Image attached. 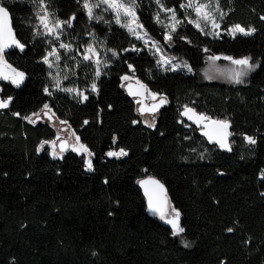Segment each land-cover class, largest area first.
I'll return each instance as SVG.
<instances>
[{"label": "trees", "instance_id": "16d2710c", "mask_svg": "<svg viewBox=\"0 0 264 264\" xmlns=\"http://www.w3.org/2000/svg\"><path fill=\"white\" fill-rule=\"evenodd\" d=\"M0 1L24 45L6 58L28 75L21 89L1 83L2 98L11 101L0 109V264H264V0H225L222 29L241 24L255 32L219 37L185 21V0H160L183 18L172 33L173 52L193 73L161 69L125 28L96 24L117 55L98 77L90 64L76 67V85H96L82 97L50 84L44 57L51 44L36 32L37 0ZM45 1L68 19L84 0ZM136 5L144 27L166 42L156 0ZM214 53L250 57L259 66L241 83L207 81L202 68ZM130 73L168 98L153 127L123 88ZM45 105L89 147L91 170L84 154L54 157L41 147L56 129L26 117ZM185 107L229 121L232 150L210 141L201 124L182 115ZM120 149L127 155H108ZM147 172L166 185L187 246L148 211L138 184Z\"/></svg>", "mask_w": 264, "mask_h": 264}, {"label": "rangeland", "instance_id": "374dc122", "mask_svg": "<svg viewBox=\"0 0 264 264\" xmlns=\"http://www.w3.org/2000/svg\"><path fill=\"white\" fill-rule=\"evenodd\" d=\"M89 2L93 5L98 4V3L100 4L99 7L93 8L94 18L89 19L87 10L83 7V3H84L83 1L81 6L79 7V10H78L79 13L77 15L76 21L74 22L73 27L71 28L65 25V27L62 30L57 29L56 35L59 36V39H57L55 35L46 34V30L40 24L38 14H41V15L44 14V7H46L47 12L50 14L51 20L58 19L60 21H69L71 19L70 18L68 19L59 18L53 11L50 10L45 0H43V6L41 5V0L36 1L37 8H38L37 14H36V32L40 35H44L45 37H47V39L49 40L51 44V48L48 50L45 56V57H48V61H49V63H46V64L49 67L50 84L54 90L74 89L75 91H71V92L67 91V92L77 97H82L85 94H88L89 91H95L96 88L95 90H93L92 88V85L95 84V82H91L87 86L88 89L81 88L79 85H76V78L74 77L76 73V67L79 64H83V63L85 65L90 64L94 68L95 73H97V71L99 70L100 75H101L105 71V68L110 64L111 58L117 55L113 49L107 48L105 46V44L103 43L101 39V36L95 30V25L98 24L100 25V27L107 28V29H113L117 26H120V27L125 28L129 32L128 28L122 25L131 23V17H125L123 13H121V23L117 24L115 22V12L109 9L107 4L101 3L100 0H89ZM123 2H125L127 5L132 6L134 8V11L136 13V23H132L131 26L134 29H136L140 33V35L144 37V39H137L136 36L132 32H129V33L133 37H135L137 40H139L146 48L151 50V52L155 55L160 68L163 70H167V69H173L174 66H178V67H175L176 70L179 69V70H183L188 73H193L194 70L191 64L173 52L172 40L167 38L169 36L172 37L173 30L171 28V25L174 23V21L171 20V12L165 11V9L175 10L177 19L182 22L183 18L179 17V11H176V9L173 7L165 6L160 0L159 2H157L156 0L157 7H158L157 15L159 16V22L165 27L167 31L166 42H161L157 40L156 38H154L149 33V31L144 27L143 23L140 21V18L137 12L136 0H123ZM199 2L208 3L209 0H199ZM187 3H188V0H185L181 4V6L186 5ZM211 3L213 6V9H215L217 0H211ZM218 8L220 11L214 12V15L216 17V23L219 24V28H213L211 23H207V26H205V22L201 21V27L203 28V32L211 36H216V37L221 36L222 33L224 32L233 36V34L231 33V29L233 28V26L237 24L230 26L226 30L222 29V20L227 11V9L225 8V0H218ZM181 12H183L184 19L187 22L189 20L196 19L195 12L192 8L181 7ZM220 12L223 13L222 18H221ZM80 22H81V25H79ZM71 23H72V20H71ZM137 24L142 25V28H137ZM179 25L180 24L176 26L175 30L177 29ZM243 27L246 30L255 29L253 27H250V28H247L245 26ZM145 33H146V36H145ZM236 34H241V33H236ZM145 40H147V43H145ZM61 43L69 45L70 47L60 48L59 45ZM153 44H155V47L153 46ZM89 46H91L95 51L89 52L88 51ZM53 49L56 50L57 54L59 55V59H57L56 56L49 55V53ZM157 49H159V51ZM113 53H115V55ZM87 54H90L91 59L89 60L84 59V56ZM210 56L220 57V59L210 60L209 59ZM224 57H233L234 59L244 58L243 56H236V55L228 54V53L208 54L206 57V63L204 64L202 68V74L205 80L207 81L221 80V81H226V82H234V80H232L231 77L236 72L244 71L246 74L241 77L242 82H244L248 79L251 73L259 66L258 62L250 61L251 64L253 65L251 69L242 68L240 65L233 64L230 60L224 59ZM97 60L100 61L99 64L96 63ZM164 60H170L171 64H165L163 62ZM49 64H51V67L49 66ZM185 65H187V67H185ZM189 69L191 70L189 71ZM96 77L98 76L96 75ZM125 77H127V79H125ZM130 79H138V77L132 73L126 74L123 77V84H126ZM151 93L156 94L155 99L161 96L160 93H157L155 91H151ZM150 99H153L152 95ZM0 100H5L2 98V95H1V83H0ZM136 101L138 104L139 102L137 99ZM34 114H38V115H34ZM49 115L54 116L53 122H51ZM188 115L192 116L193 117L192 119L196 121L197 116L201 114L194 111V113H189ZM139 116L148 124H153L156 118L155 114H149V113L140 114ZM26 119L30 121H34V122L38 120H43V121L51 122L53 124V126L56 129V135L52 139L42 142L43 144L42 148L47 149L52 155H53V152H55L56 155L55 156L53 155L54 157H62L65 153L64 151L61 152V149L59 147V144L62 140L68 141L70 150H72L73 147H79L80 144H83L84 146L87 147L89 152H91L89 147L80 139L76 130L73 129L65 120L59 119L54 114L53 110L49 106L47 108H45L44 106L40 111L34 112L30 114L29 116H27ZM211 120H218V119H211ZM200 124L202 125L204 132L205 131L213 132L214 126L210 123V121H204ZM77 137H79V141H77L76 139ZM120 150L116 152H119ZM75 152L79 154H84L86 165H87L88 160H91L92 162L93 154L89 156L87 153H84L81 151H75ZM172 209L168 215L170 218L175 215ZM178 236L180 237L182 243H184L185 245H188V242L183 238L182 233H180Z\"/></svg>", "mask_w": 264, "mask_h": 264}, {"label": "snow or ice", "instance_id": "6c2138e0", "mask_svg": "<svg viewBox=\"0 0 264 264\" xmlns=\"http://www.w3.org/2000/svg\"><path fill=\"white\" fill-rule=\"evenodd\" d=\"M100 2L103 4H107L108 8L115 12V22L117 24L121 23V13H123V15L125 17H131V23L124 24L122 26L127 27L129 32H132L136 36L137 39H144V37L141 36L140 33L131 26L132 23H136V13H135L134 8L132 6L127 5L125 2H123V0H100ZM157 2H159V0H157ZM41 5L43 6V0H41ZM99 6H100L99 3L93 5L89 2V0H84L83 7L87 10V14H88L89 19L94 18L93 8L99 7ZM181 7L192 8L194 10L196 19L189 20L188 22L193 23L194 26L199 28L201 31H203V28L201 27V21L205 22V26H207V23H211L213 28H219V24L216 23V17L214 15V12L220 11L218 8V0H217V4H216L215 9H213L211 0H209L208 3H201V2H199V0H188V3L186 5H182ZM165 11L171 12V20L174 21V23L171 25V28L173 31H175L176 26L178 24H180L181 21L177 19L175 10L165 9ZM220 15L222 18L223 13L220 12ZM38 18H39L40 24L46 30V34L55 35L57 39H59V36L56 35L57 29L62 30L65 27V25H67L68 27L72 26L71 20H69V21H60L58 19L51 20L50 14L47 12L46 7H44V14H42V15L38 14ZM72 19H74V17ZM261 19H264V17H261ZM137 28H142V25L137 24ZM254 31H255V29L246 30L243 26H241L239 24L233 26V28L231 29V33L233 35H235L236 33H241L244 35H251V33ZM145 36H146V33H145ZM167 38L171 39L170 36ZM145 43H147V40H145ZM13 44L15 46L21 48V50L23 49V45L20 44L19 41L15 40L14 34L12 33V29L10 27V17H9L8 9L6 7L0 5V64L5 65L6 67H11V66L7 65L6 61H4V59H3L4 50H5V48L12 46ZM59 46H60V48L70 47L69 45H66L63 43H61ZM153 46L155 47V44H153ZM157 50L159 51V49H157ZM88 51L94 52L95 50L91 46H89ZM113 54L115 55V53H113ZM49 55L50 56H56V58L59 59V55L57 54L55 49H53L49 53ZM84 59L89 60V59H91V57L88 55H85ZM209 59L210 60H217V59H220V57L210 56ZM224 59L230 60L233 64L240 65L242 68L251 69L253 67V65L250 62L251 61L250 57H244L241 59H234L233 57H224ZM44 62L49 63L48 57L44 58ZM163 62L165 64H171L170 60H164ZM96 63L99 64L100 61L97 60ZM49 66L51 67V64H49ZM129 67H131V66H129ZM175 67H178V66H174L172 70H175ZM185 67H187V65H185ZM190 70L191 69H189V71ZM12 72L14 73V78L11 79V82L13 84H15L16 86H19L20 83H22V81L24 79V73L23 72H16L15 69H12ZM245 74L246 73L244 71L236 72L231 77V79L234 80V82H236V83H241L242 82L241 77ZM0 75H2L4 79L10 78L8 75L3 74V73H0ZM96 75L97 76L100 75L99 70L97 71ZM125 79H127V77H125ZM92 88H93V90H95V88H96L95 84L92 85ZM63 90L69 91V92L75 91L74 89H63ZM151 95H152L153 99H155L156 94L151 93ZM84 99H87V97L85 96ZM10 101H11L10 97L8 98V100H0V109L7 108ZM165 103H167L166 98H161L159 104L163 105ZM158 106L159 105L153 106V108L150 111H155ZM47 107L48 106L45 105V108H47ZM143 111H144V109H141V114H143ZM189 113H194V109L185 107V111L182 113V115H186V116H188L189 119H192L193 117L188 115ZM34 115H38V114H34ZM29 119H31V118H29ZM204 121H210V123L214 126V129H213V132L205 131L203 134L205 136H207L210 141L214 140L215 143H217L220 148L226 149L227 151H231L232 150L231 145L228 142V137L231 135V133L228 131V129L230 128V122L227 120H211L209 117H206L202 114L197 116L195 122L197 124H200ZM85 123H87V121H85ZM153 126H154L153 124H149V127H153ZM244 138L250 144L256 143V140L251 136H245ZM76 139H77V141H79V137H77ZM66 144H67L66 141L61 144V152H63L65 150ZM41 147H43V144L41 145ZM72 150L87 153L89 156L92 155V153L89 152L87 147L84 146L83 144H80L79 147H73ZM53 155L55 156L56 153L53 152ZM108 155L109 156H117V157L126 156L127 152L124 151L123 149H121L119 152H109ZM87 167L89 170L92 169L91 160L87 161ZM139 183L142 186L147 185L149 183L157 185L161 191H163V187H164L157 180L140 181ZM145 192H146V195H148L147 189L145 190ZM148 199H149V203H148L149 210L152 212H159L160 211L159 204L153 202V198L151 195H149ZM172 211L175 213V215L172 219H167L166 223H168L172 226L174 235H179L180 233H182L184 231V229L182 227H180V224H179L180 213L178 210H176L174 208L172 209ZM161 219H165V216L163 215V213H161ZM228 231H232V229H228Z\"/></svg>", "mask_w": 264, "mask_h": 264}, {"label": "water", "instance_id": "95a60500", "mask_svg": "<svg viewBox=\"0 0 264 264\" xmlns=\"http://www.w3.org/2000/svg\"><path fill=\"white\" fill-rule=\"evenodd\" d=\"M0 5L6 7L8 9V11H9V17H10V27L12 29V33L14 34L15 40L19 41V43L22 44L20 42V40L18 39L17 31H16V28L14 26L13 16H12L11 11L6 6V4H4L1 1H0ZM78 13H79L78 11L77 12H74L70 16V19L72 20V23H71L72 26H71V28L73 27L74 22L76 21V18H77ZM73 17H74V19H72ZM17 48L19 50H21V48L15 46L13 44L12 46L5 48V50H4L3 59H4V61H6V64L7 65H10L11 67H6L5 65L0 64V73H3V74L8 75L10 78L9 79H4L3 76L0 75V83L5 82V81L6 82H11V79L14 78V73L12 72V69H15L16 72H23L24 73V79H23L22 83H20L19 86H16L14 84V86L17 89H21L25 85V83L27 82L28 75L23 70H21L20 68H18L17 66H15L13 63H11L6 58V55L9 52H11V51H13V50H15ZM22 50H24V45H23V49ZM87 55L90 56V54H87ZM123 88H124V90L126 91V93H127V95L129 97L138 100L139 103L137 104V111H138L139 115L141 114V109H144L143 114L149 113V114H155L156 115L168 103L167 96H165L163 94H161V96H159L156 99H150V97H151V94L150 93H151L152 90L150 89V87L148 86V84L145 81L141 80L140 78H138V79H130L126 84H123ZM161 98H166L167 103H165L163 105H160L159 102H160V99ZM155 105H159V106L156 108L155 111H150L153 108V106H155ZM49 118H50L51 122L54 121V116H50L49 115ZM65 141L67 142V144L65 146L64 152H67V151L70 150L69 149V144H68V141L67 140H62L60 142V144H59V147L61 149V144L63 142H65ZM148 180H157V181H159L160 184H162L164 186L163 187V191H161L157 185H154V184L149 183L147 185L142 186L139 183L140 181H148ZM138 184H139V186H140V188H141V190H142V192H143V194H144V196L146 198L147 206H148V203H149V199H148L149 198V195L152 196L153 202L159 204V206H160V211L159 212H152V211H150L149 210V206H148V211L151 213V215L154 216V217H156V218H158L159 220H161L165 224L170 225V224L166 223V220L167 219H172L174 217V216H172L170 218L168 216L169 213L171 212V209L174 208V206H173L172 201H171V199H170V197L168 195V190H167V187L164 184V182L161 179H159L157 176H155V175L147 172L142 178H140L138 180ZM146 189H147L148 195H146V192H145ZM161 213H163V215L165 216V219H161ZM181 219L182 218L180 216L179 217L180 227H181Z\"/></svg>", "mask_w": 264, "mask_h": 264}]
</instances>
